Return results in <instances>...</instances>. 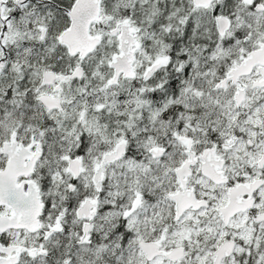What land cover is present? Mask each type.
<instances>
[{
    "label": "snow or ice",
    "instance_id": "obj_1",
    "mask_svg": "<svg viewBox=\"0 0 264 264\" xmlns=\"http://www.w3.org/2000/svg\"><path fill=\"white\" fill-rule=\"evenodd\" d=\"M0 264H264V0H0Z\"/></svg>",
    "mask_w": 264,
    "mask_h": 264
}]
</instances>
